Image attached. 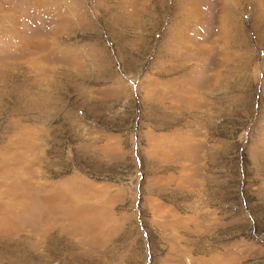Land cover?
<instances>
[{
  "label": "rangeland",
  "instance_id": "1",
  "mask_svg": "<svg viewBox=\"0 0 264 264\" xmlns=\"http://www.w3.org/2000/svg\"><path fill=\"white\" fill-rule=\"evenodd\" d=\"M7 152L0 264H264V0H0Z\"/></svg>",
  "mask_w": 264,
  "mask_h": 264
},
{
  "label": "bare ground",
  "instance_id": "2",
  "mask_svg": "<svg viewBox=\"0 0 264 264\" xmlns=\"http://www.w3.org/2000/svg\"><path fill=\"white\" fill-rule=\"evenodd\" d=\"M7 135H9V134H7ZM1 159L6 164H4V167H0V189L3 188V190L5 192L9 190L8 191L9 193L8 192L7 193L4 192V193L7 195H11V197L13 195V199H15V201H18L19 203L21 202L24 204V200H26L27 197H29L28 196V194H29L28 190H30V189L33 190L35 188L36 181L34 182L32 180V177H30V176L27 178H24L22 176L23 168H21L20 166H16V167L13 166V168H12V153L9 155H7V154L3 155V153H2ZM21 163H24V162L21 161ZM16 164L19 165L20 161H18V163H16ZM35 174H36V172H35ZM55 185H56L55 183H50L47 180H45L44 183L41 184L43 190H51L52 189L51 187H53ZM41 186L38 185V187H41ZM12 190H13V192H12ZM36 195L38 196V194H36ZM55 196L58 197L57 194ZM11 210H12V208L5 209V207H3V208L0 207V214L3 212L4 213H12ZM13 210H15V212H18L17 209H13ZM23 211H26V210H22L19 213H21V212L23 213Z\"/></svg>",
  "mask_w": 264,
  "mask_h": 264
}]
</instances>
